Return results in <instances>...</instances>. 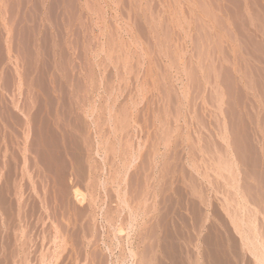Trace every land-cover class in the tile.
<instances>
[{
    "label": "rangeland",
    "instance_id": "1",
    "mask_svg": "<svg viewBox=\"0 0 264 264\" xmlns=\"http://www.w3.org/2000/svg\"><path fill=\"white\" fill-rule=\"evenodd\" d=\"M0 264H264V0H0Z\"/></svg>",
    "mask_w": 264,
    "mask_h": 264
},
{
    "label": "bare ground",
    "instance_id": "2",
    "mask_svg": "<svg viewBox=\"0 0 264 264\" xmlns=\"http://www.w3.org/2000/svg\"><path fill=\"white\" fill-rule=\"evenodd\" d=\"M73 195H74V198L76 199V201H77L79 204H83V202H84V195H83V193L81 192L80 189L75 188V189L73 190ZM121 230H122L121 228L118 229V231H121Z\"/></svg>",
    "mask_w": 264,
    "mask_h": 264
}]
</instances>
